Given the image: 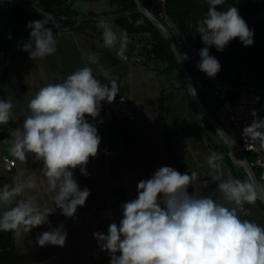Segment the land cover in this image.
Returning a JSON list of instances; mask_svg holds the SVG:
<instances>
[{"label": "clouds", "instance_id": "1", "mask_svg": "<svg viewBox=\"0 0 264 264\" xmlns=\"http://www.w3.org/2000/svg\"><path fill=\"white\" fill-rule=\"evenodd\" d=\"M207 2L206 16L197 22L204 47L200 49L196 67L214 78L221 65L210 55V47L222 52L237 38L245 47L252 46L254 32L237 7L229 5L226 10H218L225 0ZM59 27L51 14L29 21L27 28L31 31L22 50L33 60L53 55L57 51L53 28ZM97 27L102 29L104 46L119 45L117 56L126 61L127 31L117 32L105 19H100ZM188 58L182 53L181 61ZM87 59L89 64L99 65L95 53H88ZM99 71L106 83L94 75L92 67L85 66L60 83L39 88L27 105L30 114L20 127L11 130L10 155L26 163L31 154L42 162L40 176L54 193V207L24 196L26 190L38 187L37 179L6 183L0 187V232L18 237L49 224V216L56 209L63 216L74 218L78 207L85 205L90 189H81L74 170L79 168L82 175L89 176L86 166L90 158L98 155L101 144L97 126L86 117L103 123L101 103H113L119 93V85L111 73L102 65ZM190 90L195 94L194 87ZM14 108L10 98L0 99V125L18 119ZM250 115L253 119L243 128L242 136L249 141L251 150L264 153V118L258 116L256 109ZM223 159V154L215 151L207 158L212 179L217 181L214 194L194 196L188 189L199 178L198 173H181L170 166H162L151 178L140 180L136 185L137 197L121 204L119 224L110 223L107 234L93 233L98 248L109 254V264H264V227L242 218L250 214L245 205H254L264 189L258 191L249 180L224 178ZM66 240L67 230L61 223L40 233L36 243L40 247H64Z\"/></svg>", "mask_w": 264, "mask_h": 264}, {"label": "crops", "instance_id": "2", "mask_svg": "<svg viewBox=\"0 0 264 264\" xmlns=\"http://www.w3.org/2000/svg\"><path fill=\"white\" fill-rule=\"evenodd\" d=\"M53 31L57 40V51L53 55L31 59L28 52L22 50V45L29 38L24 35H16L18 46L3 48L6 65L12 77L11 80H6L4 86H9L7 99L10 98L15 105L14 112L18 119L8 125H0V132L3 133L1 139L7 141L0 145L1 157H12L9 152L11 130L20 127L24 118L30 114L27 105L36 91L48 83L62 82L69 74L85 66L92 67L94 75L101 79L102 83L107 81H103L99 65L111 73L119 85L118 95H127L130 98L134 119L119 117L111 120L108 117L106 101L101 103L100 118L103 123L86 117L90 123L97 126L101 144L98 155L90 158L86 166L90 175L85 177L77 168L74 170V177L81 189H90V196L83 207H78L74 218H67L56 209L49 216V224L33 228L31 232L22 233L18 237L14 236L16 264H109V254L98 248L93 233L107 234L110 223L119 224L122 219L121 204L135 199L137 183L142 179L151 178L162 166L173 167L181 173L191 174L196 171L199 178L188 191L197 197L214 194L217 181L212 179L213 172L207 165V158L215 151L224 156V178L231 176L242 181L249 180L255 184L258 191L264 189V175L261 172L256 173L252 167L256 175L254 178L246 168L242 154L232 147L231 143H237V136L231 124L219 120L217 109L211 112L204 106L195 88L202 107L231 137L229 140L218 131L224 143L211 145L205 122L208 121L212 126L210 130H215L216 133L218 128L196 112L182 70V84L164 86L161 78L165 71L164 65L149 59H144L143 61L147 60L144 63L135 62L133 56L128 53L133 45L134 48L136 46L132 36L129 37L125 51V54H129V59L124 61L117 56L119 45L114 48L105 47L102 36L95 32L69 27ZM12 38L10 42L14 40ZM88 53L98 56L99 65L89 64ZM244 152L250 164L247 153L249 151ZM42 167V162L36 161L35 157L29 154L26 163L16 160L15 167L11 169L3 163L0 168L4 169V172L0 170V175L10 177L7 184H12L14 180L37 179L38 187L26 190L24 196L33 197L41 204L54 207V193L48 190L45 178L40 176ZM246 173L247 179H244ZM251 206H255L256 210L264 215V194L254 205L246 204L245 208L251 212ZM242 218L249 219V215L248 218ZM61 223L67 230L65 246H38L37 236L50 227H58Z\"/></svg>", "mask_w": 264, "mask_h": 264}, {"label": "trees", "instance_id": "3", "mask_svg": "<svg viewBox=\"0 0 264 264\" xmlns=\"http://www.w3.org/2000/svg\"><path fill=\"white\" fill-rule=\"evenodd\" d=\"M112 1L117 5V9L114 11L116 12L114 19L118 24L119 30H126L129 37L135 35L143 37L144 43L139 48L143 50L145 58L161 63L164 65V70L179 69V58L172 44L157 25L138 8L136 0ZM140 1L150 13L168 26L164 16L157 12L154 0ZM165 3L164 12L177 29L185 37L194 38L196 45L203 48L204 44L200 34L197 32V22L206 16L209 6L207 0H165ZM0 4L16 18L18 23H23L26 27L9 34L29 36L31 31V29L27 28L29 21L43 19L48 16V13H53L57 9L59 10L57 21L60 25L58 29L82 27V22H75L74 16L77 11L68 0H37L39 8L42 10H36L34 14H30L19 0H2ZM229 5L238 8L240 15L254 32V43L252 46L245 47L237 38L230 41L222 52L217 51L215 46L210 47L209 52L214 54V57L221 65L218 75L226 82L239 86L258 79L264 73V0H225L223 5L218 6V10H226ZM104 13H107V11H104ZM85 20L84 18L82 21ZM169 29L180 53H185L189 57L184 47L183 37L172 30V28ZM148 44H150L149 47L147 46ZM133 46L132 49H134ZM146 61H140L139 63ZM185 63L191 77H193L189 58ZM244 70L248 73L249 78L243 76ZM197 73L200 72L197 71ZM2 137L3 133L0 132V138ZM247 153L250 154L249 160L252 161L253 154L251 152ZM253 169L256 173L260 172L256 166ZM3 177L6 178V176L0 175V179ZM3 185L0 184V187ZM0 264H16L14 235L10 232H0Z\"/></svg>", "mask_w": 264, "mask_h": 264}, {"label": "rangeland", "instance_id": "4", "mask_svg": "<svg viewBox=\"0 0 264 264\" xmlns=\"http://www.w3.org/2000/svg\"><path fill=\"white\" fill-rule=\"evenodd\" d=\"M19 1L25 6V8L30 14H34L36 10L41 9L37 4V0H19ZM68 2L71 3L72 7L77 11V14L74 16V19L76 23L82 22L81 23L82 27L80 26L81 29H85L86 31H92L102 36V29L97 27V23L100 19H105L110 21L113 26V29L119 32L118 24L114 19L116 16V12L114 11H116L117 5L112 0H68ZM104 11H107V13H104ZM49 14H51L53 17L57 19L59 10L57 9L55 10V12L48 13V15ZM84 18L86 20L82 21ZM23 28H26L24 24L18 23L16 18L9 11L3 8L0 4V96H1L0 98L1 99L2 98L7 99V95L9 94V86L8 85L4 86V84H6L7 82L6 80H8V78L10 80L12 79L10 75L11 71L6 65L5 55L3 54L4 53L3 48L10 45L11 47L15 45L18 46V42H17L18 39L15 40L17 34H9V33L16 32V30ZM9 36L13 37L12 39L14 40H11L10 42ZM132 38L135 41L136 44L135 47L138 48L143 45L144 43L143 37L139 35H135L132 36ZM191 69L193 75L192 81L195 85V88L197 89L198 95L201 98L203 105L206 106L211 112H214L215 109H219L221 107V100L214 95L213 90L209 85L208 81L204 77H202L200 73H197V70H195L194 68ZM243 76L245 78H249L248 73L245 70L243 72ZM161 78L164 86H168L169 84L177 85V84H182L184 82V78L180 68L165 70ZM205 125L207 130L206 134L209 138H211V145L223 144L224 140L221 138L218 131L216 133L215 130H210V127L212 126L208 121L205 122ZM235 140L237 141V143L238 142L240 143V139L238 137H235ZM5 143H7V141L0 138V145H4ZM1 163L2 165L0 166L2 167H3V163L6 165V162L1 157V152H0V164ZM0 170L2 169L0 168ZM3 170L2 172H4ZM244 179H247V173L245 174ZM9 180L10 177H6V178L3 177L2 179H0V184L8 183ZM261 181L263 180L261 179ZM250 209L251 212L249 210L250 212L249 220H253L262 227H264V215H262V213L259 210L257 211L255 206H251ZM246 218H248V216H246Z\"/></svg>", "mask_w": 264, "mask_h": 264}, {"label": "built area", "instance_id": "5", "mask_svg": "<svg viewBox=\"0 0 264 264\" xmlns=\"http://www.w3.org/2000/svg\"><path fill=\"white\" fill-rule=\"evenodd\" d=\"M156 10L162 14L168 23V27L178 32L184 39V47L189 55V65L200 72L211 86L214 95L221 100V107L217 109L218 118L222 122H229L236 136L240 139L239 148L244 151H249L253 154V160L250 161L251 167H258L262 175H264V153H258L249 148V141L242 136L243 128L250 124L253 117L250 115L252 109H256L258 116L264 118V73L258 79L251 80L239 86L232 85L226 82L218 74L214 78H209L205 73L201 72L196 64L200 60V47L196 45L194 38H187L181 33L175 24L169 19L164 12L165 0L163 4L161 0H154ZM148 47L150 44L147 45ZM135 62L143 61L145 58L143 50L139 47L129 50L128 52ZM129 54H125L129 59ZM210 55L214 56L213 53ZM123 98V99H122ZM108 117L113 120L119 117L134 119L132 102L127 95H118L115 101L107 105ZM9 169L15 167L16 160L13 157L2 155ZM261 161V163H257Z\"/></svg>", "mask_w": 264, "mask_h": 264}, {"label": "water", "instance_id": "6", "mask_svg": "<svg viewBox=\"0 0 264 264\" xmlns=\"http://www.w3.org/2000/svg\"><path fill=\"white\" fill-rule=\"evenodd\" d=\"M137 2V5H138V8L144 12L156 25L157 27L161 30V32L166 36V38L170 41V43L172 44V47L173 49L175 50V52L177 53L178 55V58H179V64H180V68L183 72V75H184V78L186 80V84L188 86V88L190 87H194V84H193V81H192V77L190 75V72L188 70V67L185 63V61H181V53L174 41V38H173V35H172V32L166 28L164 26V24L159 21L156 17H154V15L152 13H150L146 7L141 3L140 0H136ZM189 88V90H190ZM195 88V87H194ZM191 92V95H192V98H193V101H194V104H195V107L198 111V113L202 116H204L206 119H208L210 122H212L219 130L220 132H222L229 140L231 139V137L228 135V133L225 131V129L222 127V125L208 112L206 111L202 105H201V102H200V99L196 93V90H195V94H193V91L190 90ZM232 147L234 148V150L237 152V153H241L243 158H244V161H245V166L246 168L252 173V175L254 176V178H256V175L255 173L253 172V169L252 167L250 166L249 162L247 161L246 157H245V152L244 150L240 149L239 148V144L238 143H231Z\"/></svg>", "mask_w": 264, "mask_h": 264}]
</instances>
